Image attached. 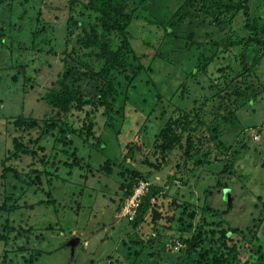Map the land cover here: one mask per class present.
Returning <instances> with one entry per match:
<instances>
[{
	"label": "rangeland",
	"instance_id": "rangeland-1",
	"mask_svg": "<svg viewBox=\"0 0 264 264\" xmlns=\"http://www.w3.org/2000/svg\"><path fill=\"white\" fill-rule=\"evenodd\" d=\"M217 2L248 0H0V264H34L36 256L44 259L35 264H264L253 222L264 217V57L256 72L245 70L234 47L253 32L241 19L212 28L218 18L235 19L234 11L217 12ZM108 6L123 13L126 35L101 26ZM249 6L264 35V0ZM93 32L106 48H131L139 59L131 64L145 69L128 79L113 69L104 94L66 71V52L74 62H105L96 56L102 49L91 55L96 49L84 47ZM189 39L231 45L197 49ZM243 73L250 92L237 94ZM61 79L88 101L68 114L82 151L83 167L73 170L65 167L73 156L43 135L59 117L44 97ZM21 116L37 126L18 128ZM15 139L38 155L12 158ZM9 157L19 176L3 182ZM151 186L163 190L143 208ZM74 237L82 243L73 258Z\"/></svg>",
	"mask_w": 264,
	"mask_h": 264
},
{
	"label": "trees",
	"instance_id": "trees-1",
	"mask_svg": "<svg viewBox=\"0 0 264 264\" xmlns=\"http://www.w3.org/2000/svg\"><path fill=\"white\" fill-rule=\"evenodd\" d=\"M246 1V0H245ZM215 7H216V11L217 12H221V11H234V20H228V19H224V18H218L216 19L214 22H212V28H216V29H221L223 25L227 24L230 25V28H232L234 25H236V23L238 22L239 19L242 20V25H244V23L246 24V28H249L253 34L250 37H245L242 39H239L236 41L235 43V49L238 54V58L240 60V55H241V62L243 63V65L245 66V70L248 71H254L256 72V67H258L264 57V35H260L258 27L256 25H251V20H250V6H249V0L247 2V4H240L238 6H233V5H228V4H224L223 2H217L215 3ZM104 13V17L102 21V25L103 27L106 28H112L111 31L114 32V30L116 29V31L121 34L126 35V29L125 26L123 24V21L125 18H123V13H118V9L117 7L114 6H108V11H102ZM245 17L246 20H244V17L239 18L236 16H240L242 15ZM119 16V21H118V16ZM190 26H194L195 27V23H190ZM190 27L188 26L187 29H189ZM170 30V29H169ZM232 30V29H231ZM89 32H87L88 34ZM172 33V32H171ZM175 36L177 35L176 32H174ZM71 35V34H70ZM174 36V37H175ZM215 36H217V32H215ZM173 35L170 34L169 38H172ZM226 41L227 39L224 38ZM192 41V39H189ZM226 41H209V42H205V41H192V44L189 46L191 47L192 45L197 46L198 48L203 49L204 45H208L212 48H216V46H230L231 42H226ZM83 43L86 44V46L84 47H88V48H94L96 49L95 51L93 50L90 54H96L97 53V49L100 48L102 49V54L100 55L99 53L96 54L97 58L103 59L105 62L104 63H99V64H95V63H85L82 61V63L79 62H74V56H72L70 53L66 52V57L64 59V69H66V71L71 72L72 73H76L77 75H81L83 77L92 79L95 81V85H97L96 87L98 88L99 92L101 94H104V90L105 88H102L103 86L106 87L107 84H109L108 82L110 81L109 78V74H112L113 69H116L117 72H120L122 75H124L127 79H128V74L132 73L135 76H137L138 74H140L144 69V65L143 64H138V66H134L131 64V61L133 59H135V62H137L139 59L133 57L132 55L129 56V54H131L130 52L132 51L131 48H123V49H119V48H106L105 47V40L102 36H98L97 33L93 32L92 34H89L87 36V40L83 39L82 40ZM67 49V48H66ZM65 49V50H66ZM65 52V51H64ZM102 61V60H101ZM69 63L68 65L66 63ZM206 63V65H204ZM199 64L201 69H203V67H208L207 66V61L205 56H202L199 60ZM200 69V70H201ZM240 77H242L241 81H238V84H235L234 88L236 90L237 94L243 93V92H247L249 93V89H250V84L249 87L246 89L245 85H247V76L244 75V73L242 75H240ZM245 77V78H244ZM60 90H54L51 93H48L45 95L44 100L47 102V104L51 107V111L56 112L59 117L57 118H52L51 121L49 122V124L45 125V131L43 132V135H47V136H55V148L62 151V154L64 155H68L70 153V156H73L74 162H69L67 161L65 163V167H68L69 169L73 170L74 167H80L82 168L83 166L81 165V161H79V157L77 156L78 154H80V147L75 145L74 139H73V130L69 129L66 125L68 122V114L69 112L72 111V107L76 104H78L80 107L82 105H85L88 103L87 100H84L83 96H81L80 93H75V91H72L68 88V84L64 81V79L60 80ZM245 88V89H244ZM242 95V94H241ZM48 117L46 116V119ZM116 119V118H115ZM47 122V121H46ZM15 126H17L18 128L24 129V128H33L32 126H37V123L32 120V119H28L25 117H19L18 119L14 120L13 123ZM36 124V125H35ZM119 123H117L118 125ZM93 127L94 124L91 122L89 123V125L87 126V130L88 133L87 134H92L93 132ZM124 127V124L123 126ZM168 132H170L171 137L173 138V131L172 128L170 127L168 129L165 128ZM105 131H108L107 134H109V131H113V129H104ZM165 131V130H164ZM166 132V131H165ZM164 132V134H165ZM49 134V135H48ZM57 134V135H56ZM164 137V135L162 136ZM176 137V135L174 136ZM41 139V136L38 137L34 142L35 143H39ZM15 152H13V154L11 155L12 158H14L15 160H19L22 157L28 155L30 153V155L32 156H37L38 152L37 150H32L31 152L28 151V148L26 146H23V143L19 140V139H15ZM82 145H86L88 143V138H86L85 140L82 141ZM189 143H191V140H189ZM163 147V145H162ZM82 152V151H81ZM87 153H89V151L87 150ZM85 159V158H84ZM10 161V157L6 159V163L3 165L8 166L7 168H4V174H3V182L8 181V176L9 174H14V180L19 176V173L13 169L11 167V165H7V162ZM84 161V160H83ZM60 163H62V161H60ZM222 163V162H221ZM221 179V178H220ZM37 182V180H36ZM224 187V192L230 190L229 186H225ZM162 188H159L157 186H151V190L149 191V193L143 198L144 199V207H147L150 203V198L154 195L157 194L159 195L162 192ZM133 193V190L130 192V194ZM211 194V192H209ZM129 194V195H130ZM237 204V202L235 203ZM230 205H234L232 202ZM142 206V205H141ZM262 209L260 210L263 211L264 209V202L261 205ZM259 219L258 220H253L254 222V227H255V232L256 235L255 237L264 242V238L261 239L260 237L263 236L264 234L260 233V232H264V217L261 218V216H258ZM231 232H241L242 235H244V238L247 239L248 237H246V235L244 234V230H240L238 227H233L230 230ZM231 232H227V236L230 237L229 233ZM253 233V234H254ZM248 240V239H247ZM248 241H252V240H248ZM189 243V242H188ZM35 255V253H34ZM37 258H32L34 264L40 260L39 257L40 256H36ZM240 258H237V262H240ZM193 263V261H192ZM29 264V263H28ZM33 264V263H32Z\"/></svg>",
	"mask_w": 264,
	"mask_h": 264
},
{
	"label": "water",
	"instance_id": "water-1",
	"mask_svg": "<svg viewBox=\"0 0 264 264\" xmlns=\"http://www.w3.org/2000/svg\"><path fill=\"white\" fill-rule=\"evenodd\" d=\"M227 192V194H226V196H227V199H228V201H229V203L231 204V198H230V191L228 190V191H226ZM80 241V238H78V237H74V238H72L71 239V241L68 243V246H70V248H71V252H72V256H74L75 255V252H76V246L78 245V242Z\"/></svg>",
	"mask_w": 264,
	"mask_h": 264
},
{
	"label": "crops",
	"instance_id": "crops-1",
	"mask_svg": "<svg viewBox=\"0 0 264 264\" xmlns=\"http://www.w3.org/2000/svg\"><path fill=\"white\" fill-rule=\"evenodd\" d=\"M122 209H123V207H122ZM121 211H122V210H121ZM122 216H123V215H122ZM122 218L125 219L126 217L123 216ZM122 218H120V219H121L122 223H124ZM126 219H127V218H126ZM33 241H34V243H35L36 240H33ZM44 241H45V240H41V241H39V243H40V242H44ZM70 241H71V240H69V242H70ZM69 242H68V243H69ZM68 243H67V247L71 250L70 246H68ZM81 243H82V240L80 239V241L78 242V245L76 246V251H77V249H78V247L80 246ZM35 249H38V247H37L36 245H35ZM39 249H40V248H39ZM71 254H72V252H71ZM75 254H76V252H75ZM43 255H51V253H49V252H45V253L42 254V256H43ZM74 256H75V255H74ZM74 256H73V258H74ZM39 259H44V258L39 257Z\"/></svg>",
	"mask_w": 264,
	"mask_h": 264
},
{
	"label": "built area",
	"instance_id": "built-area-1",
	"mask_svg": "<svg viewBox=\"0 0 264 264\" xmlns=\"http://www.w3.org/2000/svg\"><path fill=\"white\" fill-rule=\"evenodd\" d=\"M137 195H138V193L134 194V196L131 197L130 201L128 202L127 207H130V208L132 207V204H133L134 200L136 199Z\"/></svg>",
	"mask_w": 264,
	"mask_h": 264
},
{
	"label": "clouds",
	"instance_id": "clouds-1",
	"mask_svg": "<svg viewBox=\"0 0 264 264\" xmlns=\"http://www.w3.org/2000/svg\"><path fill=\"white\" fill-rule=\"evenodd\" d=\"M134 196V195H133ZM132 196V197H133ZM127 206H128V202H124V204H123V208H127ZM123 210V209H122Z\"/></svg>",
	"mask_w": 264,
	"mask_h": 264
}]
</instances>
